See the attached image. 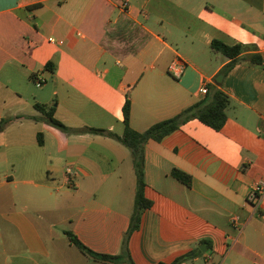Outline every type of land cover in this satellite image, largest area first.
Here are the masks:
<instances>
[{
  "label": "crops",
  "instance_id": "crops-1",
  "mask_svg": "<svg viewBox=\"0 0 264 264\" xmlns=\"http://www.w3.org/2000/svg\"><path fill=\"white\" fill-rule=\"evenodd\" d=\"M214 41L248 46L240 57L263 63L224 74L231 59ZM204 83L230 97L228 120L221 131L191 120L146 145L153 206L130 239L135 264H170L201 246L183 264H264V200L247 199L264 180V0H0V264H104L66 231L120 255L135 207L132 155L80 130L122 136L129 97L131 127L144 132L208 98Z\"/></svg>",
  "mask_w": 264,
  "mask_h": 264
},
{
  "label": "trees",
  "instance_id": "trees-1",
  "mask_svg": "<svg viewBox=\"0 0 264 264\" xmlns=\"http://www.w3.org/2000/svg\"><path fill=\"white\" fill-rule=\"evenodd\" d=\"M212 48L216 52H219L227 58L231 59V62L222 71V73L224 74H227L239 61H246L253 66L261 65L263 63V58L258 53L240 57L245 51L250 48L245 45L238 44L235 46H228L222 42L214 41L212 43ZM52 66H56L55 61L49 62L45 66V68L51 69ZM209 90L210 91L208 92H210V96H208V98L188 107L187 109L183 110L182 112L170 119L161 121L153 125L144 132L136 131L131 127L130 119L132 103L129 97L126 100L123 109L125 117V128L122 136L113 135L107 133L104 130H98L93 128H84L80 130V132H90L95 134L112 136L130 150L137 179V190L134 211L131 216L129 229L126 232L122 242V250L120 255H110L95 252L88 246H86L75 233L71 231H66L65 234L72 245L78 248L86 256H89L104 264H135L130 253V239L132 235L140 229L144 212L152 208L153 206V202L147 199L145 195L146 145L151 140L161 142L166 136L179 130L182 125L195 119H198L205 125L215 129L216 131H221L228 120L227 109L230 105V97L221 89L210 88ZM37 108H39L45 113L48 122L52 126L65 131L69 130L67 126H65L61 121H59L55 117L54 108H50L49 110H47V107L44 105H37ZM39 142L40 144L43 143L42 135L39 136ZM172 175L187 186L190 187L192 185V177L186 174L185 172L178 169H174ZM201 244L206 245L205 242H202ZM201 251V248L197 247L186 255L178 257L170 264H183L185 262H188L189 260H193L198 257Z\"/></svg>",
  "mask_w": 264,
  "mask_h": 264
},
{
  "label": "built area",
  "instance_id": "built-area-1",
  "mask_svg": "<svg viewBox=\"0 0 264 264\" xmlns=\"http://www.w3.org/2000/svg\"><path fill=\"white\" fill-rule=\"evenodd\" d=\"M128 7V3L125 1L122 3V8L126 9ZM186 68V64L182 62L180 59H177L176 61L172 62L170 65V73L175 77L176 79H179L182 77L183 71ZM44 83L42 80H38L37 85L41 86ZM209 91L208 84H203V86L200 89V92L202 94H207ZM75 175L74 167L68 166L66 168V176L69 180V182H72V177ZM248 202H250L255 207H259L264 200V180L257 181L253 185L252 189L250 190L248 194Z\"/></svg>",
  "mask_w": 264,
  "mask_h": 264
},
{
  "label": "water",
  "instance_id": "water-1",
  "mask_svg": "<svg viewBox=\"0 0 264 264\" xmlns=\"http://www.w3.org/2000/svg\"><path fill=\"white\" fill-rule=\"evenodd\" d=\"M220 77H221V80H222L223 75H220ZM221 80H219V81H221ZM200 248H201V250H202L203 253L206 252L205 246H201Z\"/></svg>",
  "mask_w": 264,
  "mask_h": 264
},
{
  "label": "rangeland",
  "instance_id": "rangeland-1",
  "mask_svg": "<svg viewBox=\"0 0 264 264\" xmlns=\"http://www.w3.org/2000/svg\"><path fill=\"white\" fill-rule=\"evenodd\" d=\"M201 263L203 264V261Z\"/></svg>",
  "mask_w": 264,
  "mask_h": 264
}]
</instances>
